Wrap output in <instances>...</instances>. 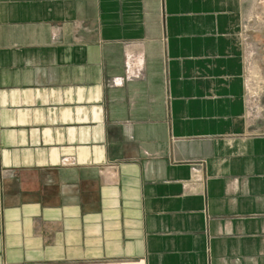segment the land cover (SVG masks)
<instances>
[{
  "label": "crops",
  "instance_id": "1",
  "mask_svg": "<svg viewBox=\"0 0 264 264\" xmlns=\"http://www.w3.org/2000/svg\"><path fill=\"white\" fill-rule=\"evenodd\" d=\"M243 18L0 0V264H264V37Z\"/></svg>",
  "mask_w": 264,
  "mask_h": 264
},
{
  "label": "rangeland",
  "instance_id": "2",
  "mask_svg": "<svg viewBox=\"0 0 264 264\" xmlns=\"http://www.w3.org/2000/svg\"><path fill=\"white\" fill-rule=\"evenodd\" d=\"M243 3V23L248 30L259 34L262 32L264 37V0H242ZM256 34V33H255ZM260 47L250 50L248 53V62L251 63L259 57L258 51ZM260 71V70H259ZM261 72V71H260ZM247 105L248 114L251 119L263 120L264 119V86L259 84V89H254L250 77L247 76ZM245 81V82H246ZM258 117V118H253Z\"/></svg>",
  "mask_w": 264,
  "mask_h": 264
},
{
  "label": "built area",
  "instance_id": "3",
  "mask_svg": "<svg viewBox=\"0 0 264 264\" xmlns=\"http://www.w3.org/2000/svg\"><path fill=\"white\" fill-rule=\"evenodd\" d=\"M246 87H247V84H246Z\"/></svg>",
  "mask_w": 264,
  "mask_h": 264
}]
</instances>
